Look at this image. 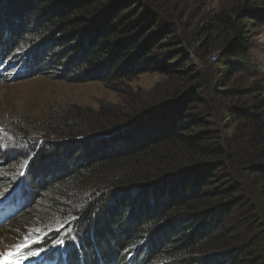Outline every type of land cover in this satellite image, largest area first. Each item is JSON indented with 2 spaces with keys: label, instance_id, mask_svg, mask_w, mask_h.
Wrapping results in <instances>:
<instances>
[{
  "label": "trees",
  "instance_id": "16d2710c",
  "mask_svg": "<svg viewBox=\"0 0 264 264\" xmlns=\"http://www.w3.org/2000/svg\"><path fill=\"white\" fill-rule=\"evenodd\" d=\"M141 1L0 0V66L7 73L9 68L29 67L27 74H33L35 59L44 75L73 83L120 84L151 71L201 80L191 62L188 41L176 35L179 24L172 26L170 16L161 15L156 5L142 7ZM240 12L250 23L264 26V9L249 6L217 17L228 30L223 41L227 50L217 62L224 76L232 69L257 72L260 68L250 50L249 27H241L235 19ZM38 41L41 51L37 54L35 50L32 56L19 53L22 56L15 58L19 44ZM196 43H202L203 49L211 47L210 38L200 37ZM202 89L175 90L170 98L173 107L161 110L165 105L159 106L141 122L138 116L124 117L125 125L133 123L131 127L136 128L125 134L95 138L69 126L67 119H56L57 126L49 131H11L18 143L31 146L26 156L33 161L37 155L39 161L30 175L25 168L17 183L0 188V202L9 199L12 208L19 210L9 222L24 213L14 224L7 222L0 228L4 227L0 240L34 221L26 214L40 203L44 215H51L48 221L57 220L48 225L54 232L37 237L40 243L33 244V249H50L63 238L64 264H263L264 258L248 254L253 244L235 240L243 235L240 227L248 230L251 225L246 220L251 203L240 193L232 165L241 162L264 180V158L250 162L246 152L232 147L234 142L214 128L213 104ZM253 90L257 93L253 102L229 108L224 119L255 129L257 141L264 146V86ZM240 96V90L222 89L216 95L235 103ZM102 113L106 118L113 114L108 109ZM120 121L122 117H113L112 126L100 127L101 135L118 128ZM36 134L46 137L37 141L29 137ZM103 138L110 139L96 141ZM42 140L52 143L41 150ZM141 158L156 160L159 170L145 173L138 165L130 170L119 167L112 171L111 180L94 185L103 168L116 170L120 163ZM165 160L170 161L166 166ZM80 186L85 190L74 192ZM74 225L84 236L82 231L81 237L76 234Z\"/></svg>",
  "mask_w": 264,
  "mask_h": 264
},
{
  "label": "rangeland",
  "instance_id": "374dc122",
  "mask_svg": "<svg viewBox=\"0 0 264 264\" xmlns=\"http://www.w3.org/2000/svg\"><path fill=\"white\" fill-rule=\"evenodd\" d=\"M141 4L143 5L142 7L147 9L154 8L156 5L160 9L161 15L170 16L169 21H171L172 26H175L173 23L179 24L180 29H178L176 35L178 38L188 41L186 45H189L192 52L191 62L197 73L200 74L201 80L194 82L192 79H182L177 75L166 76L151 71L120 84L107 85L98 81L73 83L53 75H44L38 68L35 59H33V74H27L25 78L18 81H13L11 77L5 81L0 80V188L17 183L25 168L28 171L30 170V175L32 167H35L39 161L37 155H35L33 161H31V157L28 158L26 156L31 146H27L24 142L18 143L13 137V132H11L14 129L24 128L27 131L45 129L49 131L55 126V123L57 126L58 121L62 122L67 119L71 121L69 126L77 127L88 136L101 135L103 133H100V127H106L112 123L113 117H122V121L118 123L120 126H124L127 121V119H124L126 116L136 117L149 108L151 110L162 105L165 106L161 110L173 107L175 103H173V100L170 101V98L173 92L178 89L183 90V93H187L202 87L203 89L200 92L204 94L205 99L210 104H213L212 113L214 115L211 121L214 124V128L220 130L226 140L234 142L232 147L240 148L241 151L246 152L245 156H248L247 159H251L250 162H258L264 158V146L260 144V141H257L258 137H256L255 129H244L243 126L234 121L225 123L226 120L224 119L229 108L251 104L257 96L253 88L264 86V26L262 28L261 25L254 21V24L250 23L251 21L244 17L245 13L243 12H240L237 15L238 17L235 16L237 21L239 19L241 27H244V25L245 27L248 26L249 29H247L251 32L249 37L250 50L257 58L256 64L260 67L257 72L239 69L235 71L232 69L231 72L224 76L223 70L220 69L217 63L219 61L218 55L224 56L227 50V46L223 44V41L227 38L228 33L227 28L218 22L217 17L222 13L230 15L233 10L240 7L249 6L261 11L264 9V0H143ZM137 9L135 8V10ZM240 19H244V21ZM151 36L153 35L151 34ZM200 37L203 40L211 39V47L209 49H203L202 43L200 45L196 43V40ZM179 43L176 45H179ZM39 45H41L40 41L33 44L22 42L19 44V50L16 52L15 58L22 56L19 53H31L32 56L35 50L37 54V52L41 51ZM39 62H42L41 59ZM15 71L16 69H13L12 72ZM223 77H225V81H223ZM219 89L242 91L240 101L235 103V101L233 102L230 99L217 98V90ZM166 101L167 103H164ZM105 109L110 110L113 116L110 115L109 118H106L102 113ZM160 111L157 112L160 113ZM144 119H147V117H141L138 122ZM113 122L115 123V121ZM146 122L148 121L143 122V125ZM134 128L130 126L121 131V133L125 134L130 129L136 130ZM29 137H34L35 141H37L46 136L44 134H36ZM109 139L103 138L96 141L104 142L109 141ZM250 140H253L254 143L250 144ZM51 143L50 141L42 140L39 147L43 150ZM179 154L182 155L181 150H179ZM184 156L185 154H183ZM172 158L174 159L175 157ZM169 163V160L162 162L164 166ZM8 164L10 165L7 166ZM137 165L145 173L157 168L156 160L154 159L141 158L132 162L120 163L117 165L116 170H114L115 168H112V170L103 168L101 173H98V176L95 177L97 183L94 185H99L100 187L106 181L111 180L113 172L119 170V167L130 170ZM232 167L234 169V178L238 181L241 188L240 193L246 195L251 203V206L246 210L247 213L251 212L246 218V220H250L251 225L248 230L243 226L240 227V232L243 235L239 234L235 240L241 242V238L245 239L246 244H253L248 254L250 256L254 255L256 258H264V180L259 176L252 175L249 169L244 168L241 162H235ZM29 175L27 182H31ZM83 187L80 186L74 192L85 190ZM82 194H86V191ZM41 208L42 204L39 203L33 206L29 213H25L29 218L32 217L34 221L27 226L13 229L11 233L15 236H11L9 233L5 235L0 240V252L7 251L14 243H20L29 233L33 234L32 239L35 240L37 237L40 238L41 235L48 237L50 232H54L55 229L49 228L48 225H53L57 219L48 221L51 215L45 216V212L43 213V208ZM23 214L16 219L18 220V218L24 216ZM238 216H236L237 220ZM243 216H246V214ZM16 219L8 224H14ZM241 220L243 222V217ZM91 226L92 224L87 229L89 233L92 231ZM75 227L76 225L73 228L77 231ZM3 228L0 229V232ZM34 229H41V231L37 233L34 232ZM81 231L84 236L83 230L77 231L76 234L80 235ZM262 262L264 264V260Z\"/></svg>",
  "mask_w": 264,
  "mask_h": 264
},
{
  "label": "snow or ice",
  "instance_id": "6c2138e0",
  "mask_svg": "<svg viewBox=\"0 0 264 264\" xmlns=\"http://www.w3.org/2000/svg\"><path fill=\"white\" fill-rule=\"evenodd\" d=\"M23 174V173H21ZM41 229H34V232H40ZM59 231V229H56ZM32 233H29L20 243H14L7 251L0 252V264H27L32 259H39L41 253L47 254L49 249L43 247L33 250L32 245L40 243L39 239L33 240ZM75 240V237H72ZM65 246L63 238L57 239L52 245L53 249H61Z\"/></svg>",
  "mask_w": 264,
  "mask_h": 264
},
{
  "label": "water",
  "instance_id": "95a60500",
  "mask_svg": "<svg viewBox=\"0 0 264 264\" xmlns=\"http://www.w3.org/2000/svg\"><path fill=\"white\" fill-rule=\"evenodd\" d=\"M155 109L157 108H154V109H148L147 111L143 112L142 114L138 115V118L140 119L141 117L145 116L146 114H148L149 112H152L154 111ZM133 123H129L127 125H124V126H120L118 128H115L114 130L110 131L109 133L105 134V135H97L95 136V138H99V137H110V136H113L119 132H121L122 130H125L126 128H128L129 126H131Z\"/></svg>",
  "mask_w": 264,
  "mask_h": 264
}]
</instances>
